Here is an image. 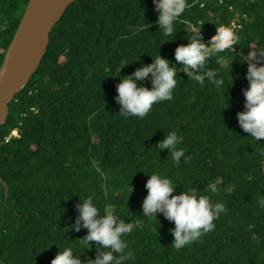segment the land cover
I'll use <instances>...</instances> for the list:
<instances>
[{"label":"clouds","instance_id":"obj_1","mask_svg":"<svg viewBox=\"0 0 264 264\" xmlns=\"http://www.w3.org/2000/svg\"><path fill=\"white\" fill-rule=\"evenodd\" d=\"M153 3L158 12L159 29L163 35L171 36L174 23L190 5L187 0H153ZM191 31V36H188L189 43L175 48V63L158 54L152 63L142 65L132 74L121 77L116 86V100L121 106L119 112L122 115L144 118L154 104L171 100L177 87V64L180 65V71L187 74L188 79L201 86L207 79L218 88L222 87L223 80L217 79L218 73L206 65L219 53L226 50L234 52V46L240 44L235 30L226 24L216 25V32L207 43L204 42L201 28L192 27ZM241 56L247 62L246 79L249 86L243 89L245 108L237 113L238 123L248 136L260 141L264 139V50L251 48L247 55L241 52ZM222 59L223 57H219L217 62ZM150 75L151 88L138 84V81L146 80ZM180 143L181 137L175 131H170L156 147L161 150L168 149L173 163L179 166L182 157L185 158V163L191 159L185 157L182 148H178ZM261 154L264 155V152ZM176 186L166 176L150 174L145 184L147 195L143 199L142 212L143 216L152 219H156L157 213H162L168 221L174 223L175 227L170 229L174 236L172 246L179 251L213 231L214 221L221 213H226L227 209L223 202L213 203L209 196L199 194L197 187L174 194ZM132 191L133 187L131 193ZM206 191L217 194L220 189L216 182H211ZM258 203L264 207V198H260ZM76 208L79 214L71 228L77 232L81 227L87 229L86 236L81 240L85 245L91 244L90 242L99 245L98 254L95 259L84 261L74 254L71 247H67L56 253L51 264H123L125 260L133 258V252L126 251L128 245L122 237L130 234L134 228L142 227L140 221L125 222L110 207H105L104 214L101 215L91 196L82 202L80 200Z\"/></svg>","mask_w":264,"mask_h":264}]
</instances>
